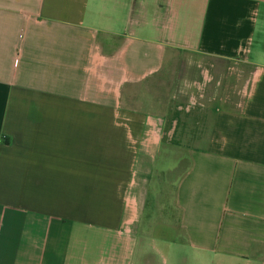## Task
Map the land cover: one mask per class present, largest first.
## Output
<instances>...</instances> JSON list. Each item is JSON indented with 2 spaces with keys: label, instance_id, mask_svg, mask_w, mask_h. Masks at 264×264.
<instances>
[{
  "label": "crops",
  "instance_id": "crops-1",
  "mask_svg": "<svg viewBox=\"0 0 264 264\" xmlns=\"http://www.w3.org/2000/svg\"><path fill=\"white\" fill-rule=\"evenodd\" d=\"M0 264H264V0H0Z\"/></svg>",
  "mask_w": 264,
  "mask_h": 264
},
{
  "label": "rangeland",
  "instance_id": "rangeland-1",
  "mask_svg": "<svg viewBox=\"0 0 264 264\" xmlns=\"http://www.w3.org/2000/svg\"><path fill=\"white\" fill-rule=\"evenodd\" d=\"M171 75V73L168 74V76H164L161 77L159 80H157L155 83V86L159 89V90H164L165 88V84H168V82H170L171 77L169 76ZM167 82V83H166Z\"/></svg>",
  "mask_w": 264,
  "mask_h": 264
}]
</instances>
